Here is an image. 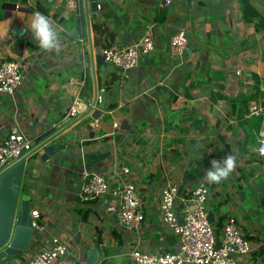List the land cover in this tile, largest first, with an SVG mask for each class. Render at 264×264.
<instances>
[{
    "label": "crops",
    "instance_id": "crops-1",
    "mask_svg": "<svg viewBox=\"0 0 264 264\" xmlns=\"http://www.w3.org/2000/svg\"><path fill=\"white\" fill-rule=\"evenodd\" d=\"M157 3L102 0L101 10L90 14L89 25L81 26L85 37L77 39L71 34L74 0H0L4 12L0 60H18L32 80L14 99L0 96V137L13 128L32 135L39 126L49 130L62 124L74 92L70 80L84 74L82 98L87 110L93 106L88 30L94 56L102 54L105 44L93 43L94 24L108 25L107 42L112 47H125L142 36L145 23L164 14L160 22L166 25V36L136 68L124 75L110 64L97 69L95 63L98 96L105 94L98 127L92 128L94 120L87 116L52 142L65 148L48 162L40 160L42 150L31 156L24 189L32 191L41 221L52 234L65 238L79 262L86 264V252L98 250L97 264H134L130 258L134 249H178L177 236L159 215L169 177L176 175L183 192L204 179L212 160L232 154L236 169L227 180L213 184L210 212L222 226L229 216L237 218L252 242L253 252L241 257L240 264H264V162L257 154L263 120L247 115L249 102L264 94V31L242 20L239 0H180L160 15ZM251 4L264 16V0ZM37 11L59 30V52L42 51L27 30ZM185 15L190 18L187 51L175 65L170 37ZM111 80L105 93L102 87L110 86ZM114 122L119 129L113 128ZM124 157L139 171L137 185L146 219L138 233L123 234L99 201L87 204L79 199L83 171L106 174L116 159ZM45 240L46 233L33 238L25 253L2 264H22Z\"/></svg>",
    "mask_w": 264,
    "mask_h": 264
},
{
    "label": "built area",
    "instance_id": "built-area-1",
    "mask_svg": "<svg viewBox=\"0 0 264 264\" xmlns=\"http://www.w3.org/2000/svg\"><path fill=\"white\" fill-rule=\"evenodd\" d=\"M175 1L180 0H158L157 14L169 10ZM71 7L74 8V4ZM189 19V15H185L180 27L170 37L175 65L181 63L186 55ZM166 34V25L154 19L144 24L142 36L138 40L125 47L105 48L102 55L107 64L126 75L138 66L142 58L155 50L159 38ZM236 74L240 75L241 71L237 70ZM85 81V74L70 80L69 86L74 88L66 112V119L70 122L79 118L88 108L82 98ZM30 85L32 80L26 77L25 69L18 60H0V96L14 99ZM247 115L264 120V94L249 102ZM91 126L98 127V119ZM113 128L119 129V125L114 122ZM34 135L35 132L29 135L13 128L0 137V173L33 150ZM259 148L258 143L257 154L264 162ZM113 165L106 174L83 171L79 199L87 204L99 201L105 213L116 220L117 229L123 234L138 233L146 219L137 185L139 171L132 160L125 157L116 159ZM212 188L213 183H209L204 176L194 187L181 192L179 179L171 175L161 193L159 215L167 229L177 236L178 249L174 252H159L137 248L130 253L133 263L240 264L241 257L252 253L253 244L237 218L229 216L220 235H217V222L210 212ZM31 217L33 238L40 239L46 233L47 240L41 249L30 254L22 264H84L69 252L65 238L52 234L41 221L40 209L34 210L33 207Z\"/></svg>",
    "mask_w": 264,
    "mask_h": 264
},
{
    "label": "water",
    "instance_id": "water-1",
    "mask_svg": "<svg viewBox=\"0 0 264 264\" xmlns=\"http://www.w3.org/2000/svg\"><path fill=\"white\" fill-rule=\"evenodd\" d=\"M101 1L74 0L77 10L75 27L71 30V34L75 38L81 39L85 37V32H80L81 26L85 27V25H89L90 14H96L101 10ZM87 37L91 46L90 62L96 91L93 106H90L85 113L74 121L70 122L69 119H66L56 128L45 130L46 128L39 126L34 135L35 147L33 150L0 173V264L3 261L11 259V257L21 256L25 253L30 248L33 239L31 217L33 193L31 190L26 191L23 187L29 158L42 150L40 160L44 163L48 162L50 157L55 155L58 150L63 151L65 148L64 145L52 143L58 136L87 116L93 120H97L103 115L105 94L101 92L100 96H98L95 63L96 68L99 69L101 66L107 64V62L102 54L94 56L90 29L87 32ZM82 59L83 57H81ZM85 60H88L87 56ZM96 102H98V107L94 108ZM262 131H264V120L261 128ZM98 254V250H88L84 256L86 264H97L99 261Z\"/></svg>",
    "mask_w": 264,
    "mask_h": 264
},
{
    "label": "clouds",
    "instance_id": "clouds-1",
    "mask_svg": "<svg viewBox=\"0 0 264 264\" xmlns=\"http://www.w3.org/2000/svg\"><path fill=\"white\" fill-rule=\"evenodd\" d=\"M38 47L44 52H59L61 35L49 17L39 11L34 13L30 25H27ZM260 145L259 154L264 156V131L258 135ZM236 169V156L228 154L222 161L212 160L211 168L207 170L205 178L209 183L220 184L227 180Z\"/></svg>",
    "mask_w": 264,
    "mask_h": 264
},
{
    "label": "trees",
    "instance_id": "trees-1",
    "mask_svg": "<svg viewBox=\"0 0 264 264\" xmlns=\"http://www.w3.org/2000/svg\"><path fill=\"white\" fill-rule=\"evenodd\" d=\"M239 3L241 5V17H242V20L245 23H247V24L254 25L256 30L264 31V16L261 15L255 9V7L251 4V0H239ZM3 13L4 12L0 8V20H2L4 18V16H3L4 14ZM42 13L47 15L48 14V10L42 9ZM156 19L158 21L163 22L165 20L164 14L160 15ZM93 31H94L93 43L95 44V46H99L102 42H104L105 43L104 44V49L112 47V44L107 42V37H108V35L110 33V29H109L108 25L103 24V23L94 24L93 25ZM109 84H110V86L105 84L102 87L103 90L105 91V93H109L111 85L113 84V80H111ZM83 91H84V89H83ZM261 95H263V94H258V96H256L253 99L258 98ZM114 107H115L114 105L110 106V108H114ZM222 229H223L222 224H220V222H217V235H220Z\"/></svg>",
    "mask_w": 264,
    "mask_h": 264
},
{
    "label": "rangeland",
    "instance_id": "rangeland-1",
    "mask_svg": "<svg viewBox=\"0 0 264 264\" xmlns=\"http://www.w3.org/2000/svg\"><path fill=\"white\" fill-rule=\"evenodd\" d=\"M32 163V162H31ZM29 166H32V164H30L29 163ZM29 168V167H28ZM30 171H31V169H30ZM26 185H27V181L24 179V182H23V187L25 188L26 187Z\"/></svg>",
    "mask_w": 264,
    "mask_h": 264
}]
</instances>
